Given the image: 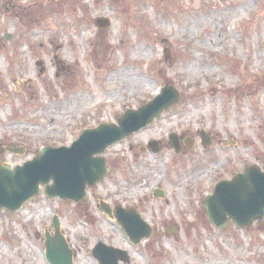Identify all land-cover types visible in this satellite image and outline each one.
<instances>
[{"label":"rangeland","instance_id":"1","mask_svg":"<svg viewBox=\"0 0 264 264\" xmlns=\"http://www.w3.org/2000/svg\"><path fill=\"white\" fill-rule=\"evenodd\" d=\"M215 29L225 34L217 47L205 41ZM122 69L134 88H120ZM167 85L180 102L105 152L110 174L86 203L41 191L21 211L0 212V264H50L44 234L55 216L74 264H100L101 242L128 254L121 264H264V219L218 229L203 207L220 180L264 167V0H0V166L118 124ZM172 134L194 143L178 155ZM102 201L138 210L152 236L133 244Z\"/></svg>","mask_w":264,"mask_h":264},{"label":"water","instance_id":"2","mask_svg":"<svg viewBox=\"0 0 264 264\" xmlns=\"http://www.w3.org/2000/svg\"><path fill=\"white\" fill-rule=\"evenodd\" d=\"M99 28L109 26V21H97ZM180 94L173 86L167 85L152 102L138 111L129 110L119 120V125L102 124L97 129L84 131L71 147L44 148L40 156L18 166L14 171L10 166H0V211L12 213L38 196L41 186L52 199L72 200L77 203L86 201L87 186L93 187L104 180L110 169L101 157L105 151L149 126L157 117L172 105L178 104ZM177 151V137L171 136ZM152 151L159 152L156 143ZM11 153L22 154L23 148L10 147ZM53 184H50V183ZM162 192L156 196H163ZM102 211L111 215V210L102 204ZM207 218L219 228L226 227L230 221L236 226L247 227L254 221L264 218V172L248 168L237 174L232 181H222L216 185L215 192L204 202ZM116 217L130 236L138 244L152 235L151 228L136 211L117 209ZM55 236L46 235V258L50 264H73V252L61 232L58 217L53 220ZM101 264H119L127 261V254L99 243L95 251Z\"/></svg>","mask_w":264,"mask_h":264},{"label":"bare ground","instance_id":"3","mask_svg":"<svg viewBox=\"0 0 264 264\" xmlns=\"http://www.w3.org/2000/svg\"><path fill=\"white\" fill-rule=\"evenodd\" d=\"M248 9H250V7H248ZM187 26L188 25L184 26V28L187 27ZM224 37H225V34L222 32V29H220V30L219 29H215L214 30V33L211 34L210 38H207V40H205V41L206 42H209L214 47H217L218 44H220V42L223 41V38ZM117 73H118V76L121 78V80L124 82V84H121L120 85L121 86L120 87L121 89L128 88V85H129V87L134 88L139 83V80H137L136 78H134V74H133L132 70H130V69H122V70H119ZM82 100L84 101L85 100V97L82 98ZM207 133H209V132L207 131ZM246 143H249V139L248 138L246 140ZM202 178H206V175L205 176H202ZM86 263H87V261L82 260V264H86Z\"/></svg>","mask_w":264,"mask_h":264},{"label":"flooded vegetation","instance_id":"4","mask_svg":"<svg viewBox=\"0 0 264 264\" xmlns=\"http://www.w3.org/2000/svg\"><path fill=\"white\" fill-rule=\"evenodd\" d=\"M207 140H208L211 144H213V142H212L213 139H212V138L210 139L209 136H207ZM180 144L183 145V146L185 147V144H184L183 142H181ZM204 147H205V148H209V146H205V145H204ZM185 148H186V147H185ZM183 150H184V149H183ZM186 150H187V148H186ZM185 152H186V151H185Z\"/></svg>","mask_w":264,"mask_h":264}]
</instances>
